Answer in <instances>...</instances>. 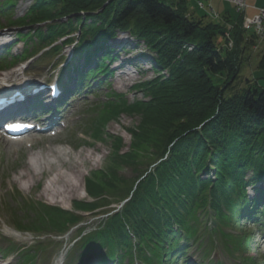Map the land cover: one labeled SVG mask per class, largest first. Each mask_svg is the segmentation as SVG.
I'll list each match as a JSON object with an SVG mask.
<instances>
[{"label":"trees","instance_id":"1","mask_svg":"<svg viewBox=\"0 0 264 264\" xmlns=\"http://www.w3.org/2000/svg\"><path fill=\"white\" fill-rule=\"evenodd\" d=\"M222 16L232 22L231 50L219 47L225 25L190 13L187 0H33L22 17L9 21L34 26L18 35L27 53L21 60L45 47V52L58 51L59 39L62 45L74 42L77 52L96 62L80 70L78 82L109 73L98 52L116 31L152 53L154 73L135 85L140 98L130 101L111 91L90 121L87 136L102 139L111 119L138 118L125 129L129 146L120 135L104 133L112 149L106 166L85 179L90 200L73 201L74 211L27 201L34 218L15 219L17 228L63 235L83 221L84 213L96 215L108 207L72 245L79 256L98 248L96 264H187L181 258L190 242L200 246L207 234L204 255L217 236L232 253L251 244L252 231L264 227V187H254L264 184V88L234 85L240 54L255 36L241 28L239 15L225 11ZM29 40L38 41L37 47L29 49ZM5 50V56L15 57ZM101 56L110 61L113 48ZM257 66L264 69V52ZM124 168L133 176H124ZM115 202L119 206L109 208ZM246 224L252 225L249 231L234 233ZM250 259L238 261L256 264Z\"/></svg>","mask_w":264,"mask_h":264},{"label":"rangeland","instance_id":"2","mask_svg":"<svg viewBox=\"0 0 264 264\" xmlns=\"http://www.w3.org/2000/svg\"><path fill=\"white\" fill-rule=\"evenodd\" d=\"M11 1V8L4 11V14H0V25L3 26L0 29V42L6 40L11 42V52L14 55L18 54L15 59L18 60L25 52L22 54V43H17V33L31 32L34 29V26L27 24H9V21L13 18L22 17L33 0H0V11L3 8H7ZM187 1L189 2V12L194 13L196 16H202L205 14L206 18L210 19V13H208L209 9L218 13L221 21L217 24L225 25L224 33L220 36L221 40L219 47H223L227 50H231L234 47V40L230 34L232 22L228 21L225 23L222 13L230 11L233 18L239 15L241 28L246 33L254 32L255 28H250L249 30L245 29L243 26L244 19L252 18L256 14V8L264 6V0H246V3H248L249 6L245 12L242 10L238 12L235 6L226 0H202L204 8L198 6L197 0ZM226 34L229 35V41L232 45L231 48L226 46V42L228 41ZM74 36L76 37L77 34H74ZM114 37L127 39L128 43L123 45L124 49L132 48V44H136L134 52L145 54V59L137 61V63L143 67V72H140L138 68H134L129 64L128 67L125 65L124 70L116 72L113 76H109L103 83H101V85H99V87H97L96 91H93V93L88 92L86 95L82 94L77 96L73 101H70V105L61 112L63 116L62 120L65 121L64 125L60 128L59 133L54 136L44 137L30 134V136H27L22 140L19 146L9 145L7 144V140L0 137V264H6L7 262H9V264H26L29 260H32L30 264H54V261L60 252L63 250L65 251L73 245L79 232L82 231V229H93L103 217L101 212L108 209V207L98 209L96 215L93 213L84 214L83 221L68 229L63 235L61 246L58 244L61 236H56L54 232L35 234L31 230H27L26 232L29 235H32L33 238L31 240H26L25 242H20L13 241L11 237L6 236L2 231L4 224L17 229L15 226V219L17 220V218L21 223L24 222L21 219H24V223H26L28 220L26 218H34L32 212L26 210L24 203L27 201H40L72 211V201L77 199H88V196L84 191L85 179L91 176L92 171L106 166L112 149V141L104 133L109 132L120 135L123 138L125 146H129L130 136L125 129L135 125L138 122V118H133L125 114H121L117 120L111 119L106 123L103 127L104 133L101 135L102 139H88L83 135V133L87 132V125L91 119L90 116L100 112V106L102 104L100 101L106 98L109 91L115 90L119 93L125 94L126 98L130 101L136 97L140 98L141 94L132 88L133 84L143 79L151 78L154 74L150 67L152 53L142 43L133 40L127 33H121L120 31L114 32ZM61 40L62 39H59L55 42L60 46L58 51L51 50L42 57H39V59L37 58L38 55H34L27 59L29 62L26 67L22 62H19L15 67H25V69L21 70V75L28 77L27 79H29V82L31 83L32 81L34 82V79L52 81L57 73H59V75L63 74L66 70L64 68L67 60L70 56L75 54V49L77 48H74L72 44L64 46L61 44ZM112 41L113 40L111 39L109 40L110 43H112ZM28 43L31 45V40H29ZM37 43L38 41L33 44L34 48L35 46L37 47ZM254 44H256V47L251 45L240 54L239 75L234 82L236 88L248 86H259L264 88V69L257 66L258 60L264 52V35L261 38L255 37ZM118 49L119 47L116 48L117 52H119ZM33 50L30 52H33ZM1 51H3L2 46L0 47V52ZM1 67L2 66L0 65V68ZM112 67L113 66H111V68ZM5 72L6 71H0V74ZM122 73H126L127 77H129L125 84H122L120 80ZM19 80L12 84L17 86ZM12 84L9 85V87L12 86ZM32 85L35 84L32 83ZM47 90L48 89L45 91L46 94ZM27 97L29 96L26 95L25 99H27ZM31 141L33 144L31 147H28L27 144L31 143ZM51 147L64 149L77 160L80 158V162L82 163L80 166L81 174L77 191L73 196L65 198L62 202H59V198L52 199L42 193L43 188L49 183L50 178L55 176V172H45L38 175L33 180H29L25 177L21 179L17 178L18 174L23 171L24 162L31 153ZM87 155L90 156L87 157ZM121 173L126 177L133 176V173L129 168L122 169ZM248 193L250 196L253 195L251 189H249ZM114 206L117 207L119 205L115 202L112 203L109 208ZM207 224L210 226L209 221H207ZM248 228L249 226L242 225L239 230L235 229L233 231L234 233H241L249 231ZM19 230L23 231L24 229ZM252 233L253 237L251 244H249L244 251L234 253L228 251L224 245H222L217 236L214 246L211 249H208L207 255H204L202 248L209 242L207 234V236L202 237L200 246H197L195 243L189 244L187 251L189 254L188 257L195 258V256H198V259L201 260V264H239L238 259L253 257V259L251 258L250 260L257 264H264V238H261L260 234L255 238L254 230ZM66 253L63 264H89L93 261L96 255L100 253V250L98 248H93L87 251L84 255L79 256V250L77 248H71ZM240 264H250V262L248 261V263Z\"/></svg>","mask_w":264,"mask_h":264},{"label":"bare ground","instance_id":"3","mask_svg":"<svg viewBox=\"0 0 264 264\" xmlns=\"http://www.w3.org/2000/svg\"><path fill=\"white\" fill-rule=\"evenodd\" d=\"M234 6V5H233ZM248 34L252 33L255 37H258L254 32H247ZM115 39V40H114ZM112 41V44L119 46L128 43L127 39L122 37H115ZM256 47V44H253ZM136 44H132V48H120L119 52H117V56L121 59H124L125 63L127 61L137 62L141 60V58L145 59L146 56L144 53L139 54L135 53ZM79 53V52H77ZM78 56V55H77ZM77 56L73 55L70 57L68 65L75 64L77 62ZM124 63V67L125 64ZM138 70L143 72L144 69L141 65L137 63ZM22 67L13 68L5 73L0 74V88H5L19 80L18 85H24V88H29L32 86L25 76L21 75ZM72 73H65L63 76V80L67 81L71 77ZM129 79L126 73H122L120 76V80L122 84ZM16 83V82H15ZM12 86H14L12 84ZM32 141L30 146H32ZM9 145H17L21 144V140L18 141H8ZM50 156V157H49ZM90 155H87L89 157ZM52 157V158H51ZM81 159L77 160L74 156H71L67 151L61 148H47L41 151H35L31 153L30 156L24 162L23 171L18 174L17 178H28L29 180H33L38 175L43 174L45 172H55V176H52L49 180V183L43 188L42 193L49 198L52 199H60L59 202H62L67 197L73 196V194L77 191L79 185V177L81 174L80 166L82 163ZM23 188V186H22ZM6 231H11L8 228H5ZM66 252H62L55 260L54 264H63L65 260Z\"/></svg>","mask_w":264,"mask_h":264},{"label":"built area","instance_id":"4","mask_svg":"<svg viewBox=\"0 0 264 264\" xmlns=\"http://www.w3.org/2000/svg\"><path fill=\"white\" fill-rule=\"evenodd\" d=\"M198 1V6L200 8H204L203 5V1L202 0H197ZM228 2H230L231 4H233L236 8V10L239 11H244L247 9V7L249 6L248 3H246V0H226ZM209 14V18L212 19L215 23H218L219 21H221L220 16L218 15L217 12H213L212 9L208 10ZM264 6L262 7H257L256 8V14L255 16H253L252 18H245L244 22H243V26L245 27V29L249 30L250 28L254 29V33L258 36V37H262L264 35ZM226 36L228 37V41H229V35L226 34ZM226 42V46H228L229 48L232 47L231 42Z\"/></svg>","mask_w":264,"mask_h":264}]
</instances>
